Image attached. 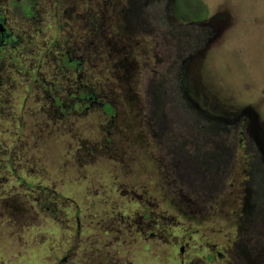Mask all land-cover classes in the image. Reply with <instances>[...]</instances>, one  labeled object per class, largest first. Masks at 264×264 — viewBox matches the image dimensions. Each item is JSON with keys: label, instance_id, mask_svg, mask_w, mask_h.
I'll use <instances>...</instances> for the list:
<instances>
[{"label": "rangeland", "instance_id": "374dc122", "mask_svg": "<svg viewBox=\"0 0 264 264\" xmlns=\"http://www.w3.org/2000/svg\"><path fill=\"white\" fill-rule=\"evenodd\" d=\"M177 9L174 15L182 27L197 21L213 28L187 60L199 79L190 86L203 94L191 95L193 101L229 124L240 115L247 120L219 135L229 151L242 137L236 152H230L237 176L231 172L223 181L218 174L214 193L203 201L181 189V181L171 183L170 163L195 148L180 147L189 136L180 116L167 114L169 107L158 110V116L162 121L167 116L170 131L159 127L162 122L145 124L153 96L147 88L160 83L170 91L161 76L172 77L174 61L188 50L182 45L177 49L168 34L160 39L156 30L150 31L145 44L132 48V60L126 58L131 46L121 42L125 56L117 47L114 62L103 60L84 71L85 81L94 83L103 100L116 108L117 127L111 132L117 135L125 128L129 132L124 139L117 137L121 145L112 140L105 151L108 119L98 109L74 107L65 117L56 115L62 120L40 112L46 116L39 127L46 128L41 140L27 132L30 124L26 131L15 132L28 136L29 145L12 153L10 170L0 165V264H238L233 253L246 244V237L256 236L261 227L264 240V226L244 224L248 219L239 197L246 181L238 174L253 163L254 149L258 151L248 133L261 140L264 151V0H177ZM170 25L179 28L171 21ZM187 67L188 63L184 70ZM7 91L2 94L11 98L13 93ZM9 149L0 146L3 163ZM177 168L174 176L182 173L183 167ZM176 195L189 200L190 209L176 207ZM144 213L152 219L148 228L139 225ZM216 252L221 259H206ZM251 263L258 264L255 259Z\"/></svg>", "mask_w": 264, "mask_h": 264}, {"label": "flooded vegetation", "instance_id": "af4514ba", "mask_svg": "<svg viewBox=\"0 0 264 264\" xmlns=\"http://www.w3.org/2000/svg\"><path fill=\"white\" fill-rule=\"evenodd\" d=\"M170 5L172 9L169 11ZM86 9L89 13H86ZM178 10L177 0H0V146L11 147L4 154L8 159L5 163L0 161V165L9 164L10 167L14 162L12 153L29 145L28 136L15 132L26 131L25 127L30 124L27 132L31 133L33 139L44 138L42 132L46 130L43 127L45 124L39 128L41 122L46 120V116L40 115L43 111L53 117L59 114L65 117L66 112L74 107L83 110L98 109L108 119L104 125L107 145L105 151L112 140L117 141V137L124 139L129 133L126 128L117 135L111 132V129L117 127L116 108L111 102L103 100L105 97L100 95V90L94 83L85 81L84 71L88 65L96 67L103 60L114 62L117 47L125 56L121 42L131 46L126 58L129 56L132 60V48L145 44L148 33L156 30L160 39L162 34H168L174 39L171 42L177 44V49L182 45V48L188 50L185 56H178L179 62L174 61L169 70L172 77L161 76L162 82H168L170 91L160 83L147 88L148 95L153 96H150L151 111L145 124L150 126V121L156 124L162 122L159 127L170 131L167 116L163 121L158 116V110L169 107L167 114L180 116L183 132L189 136L187 141L183 140L184 135L180 136L184 141L180 147L187 144L195 148L186 158L180 154L178 159L170 163L174 169L171 183L181 181V189L203 201L208 194L211 196L214 193L212 191L215 190L214 183L218 174L223 181L227 180L231 172L237 176L230 152H236L242 137L234 143V150L229 151L223 145L224 138L219 135L225 132L227 135L229 129H235L239 121L247 120L240 115L235 123L229 124L224 119L214 117L216 112L210 113L199 101H193V97L203 94L196 86L194 89L190 86V81L194 85L199 79L194 74L193 63L188 62V59L212 35L210 30L213 28L195 20V23L190 21L182 27L180 18L174 15ZM183 12V15H188L192 11ZM77 15L80 16L79 20L74 21ZM221 15L228 17L226 13ZM218 16L216 14V18ZM170 21L179 28L174 30ZM86 24L89 26L86 27ZM34 30L39 32L35 33ZM186 36H189L188 40ZM153 40L156 42L155 37ZM187 63L188 67L184 70ZM128 67L131 68V65ZM19 84H22V88ZM2 90L12 92V97L5 98ZM146 105L148 107L149 103ZM248 135L258 151L254 149L253 163L238 171L246 181L242 187L243 196L239 197L242 213L248 219L244 222L246 228L253 224L264 226V151L261 140L254 133L250 132ZM173 138L176 141V137ZM218 138L223 140L220 145L217 143ZM82 143L88 148L92 146ZM200 154L203 157V169L199 168ZM0 155L3 153L0 152ZM179 166L183 167L182 173L174 176ZM179 193L182 196L180 191ZM134 195L137 193L131 192V196ZM174 205L190 209V201L180 196L174 200ZM142 217L140 227L148 228L152 219L148 213H144ZM260 228L256 236L244 239L245 245L242 243L236 247L232 257L234 263L252 264L255 259L258 264H264V240L260 239L263 237ZM153 236L152 233L151 237ZM209 255L211 256H206L209 261H213L214 257L221 259L219 252ZM251 255L254 259L250 258Z\"/></svg>", "mask_w": 264, "mask_h": 264}, {"label": "trees", "instance_id": "16d2710c", "mask_svg": "<svg viewBox=\"0 0 264 264\" xmlns=\"http://www.w3.org/2000/svg\"><path fill=\"white\" fill-rule=\"evenodd\" d=\"M39 140H41V139H39ZM5 166H6V168L9 169V170L11 169V167H9V164H7V165H5Z\"/></svg>", "mask_w": 264, "mask_h": 264}]
</instances>
